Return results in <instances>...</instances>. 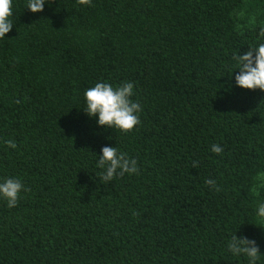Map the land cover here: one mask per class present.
I'll list each match as a JSON object with an SVG mask.
<instances>
[{"label":"trees","instance_id":"obj_1","mask_svg":"<svg viewBox=\"0 0 264 264\" xmlns=\"http://www.w3.org/2000/svg\"><path fill=\"white\" fill-rule=\"evenodd\" d=\"M27 3L0 39V182L29 190L0 197V264H250L234 235L264 264V92L233 59L264 43V0ZM98 82L134 85L133 131L85 113ZM105 146L138 173L103 184Z\"/></svg>","mask_w":264,"mask_h":264},{"label":"clouds","instance_id":"obj_2","mask_svg":"<svg viewBox=\"0 0 264 264\" xmlns=\"http://www.w3.org/2000/svg\"><path fill=\"white\" fill-rule=\"evenodd\" d=\"M80 5L92 6V0H77ZM46 0H28L26 8L32 13L44 11ZM13 0H0V39H4L13 29ZM260 36L264 37V29H261ZM237 61L238 73L235 75L236 85L245 90H260L264 92V43H259L258 47L251 48L243 55L237 54L233 57ZM134 85L125 82L119 86H113L107 82H98L84 93L86 100L85 113L92 118L98 116L100 127L116 129L120 132L128 133L141 123L139 113L142 111L138 101H133ZM8 147H17L14 141H5ZM213 153L221 154L223 148L212 145L210 149ZM196 165H194L195 167ZM97 167L103 169L99 179L105 185L112 181L116 175L137 174L139 169L137 161L127 157L125 153L118 152L117 147L105 146L102 148V155L99 156ZM264 179V174H260ZM206 184L214 186L215 181L208 179ZM218 190V189H217ZM255 190V189H253ZM24 185L17 179L7 178L0 182V197L7 201L9 208L17 206ZM257 215L264 218V202L259 203ZM228 250L234 255H245L250 264H257L260 250L255 240L247 237L238 238L237 235L228 241Z\"/></svg>","mask_w":264,"mask_h":264},{"label":"rangeland","instance_id":"obj_3","mask_svg":"<svg viewBox=\"0 0 264 264\" xmlns=\"http://www.w3.org/2000/svg\"><path fill=\"white\" fill-rule=\"evenodd\" d=\"M260 181H261V184H264V179H260Z\"/></svg>","mask_w":264,"mask_h":264}]
</instances>
